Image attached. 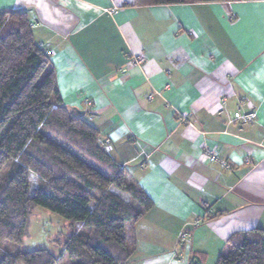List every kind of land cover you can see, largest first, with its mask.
<instances>
[{"label":"crops","instance_id":"obj_1","mask_svg":"<svg viewBox=\"0 0 264 264\" xmlns=\"http://www.w3.org/2000/svg\"><path fill=\"white\" fill-rule=\"evenodd\" d=\"M134 2L0 0V13H26L63 105L84 111L152 201L126 264H216L234 234L264 237V0ZM128 54L143 57L141 69ZM153 90L162 98L147 101ZM240 101L256 113L242 129L232 121ZM203 147L231 169L207 162ZM183 229L190 238L177 247Z\"/></svg>","mask_w":264,"mask_h":264},{"label":"trees","instance_id":"obj_2","mask_svg":"<svg viewBox=\"0 0 264 264\" xmlns=\"http://www.w3.org/2000/svg\"><path fill=\"white\" fill-rule=\"evenodd\" d=\"M244 1L251 0L134 4ZM152 207L108 155L97 130L63 105L49 54L34 41L26 13H0V264H126L134 247L131 228ZM35 208L76 226L59 258L47 250L3 249L5 243H22ZM216 264H264L262 231L231 236Z\"/></svg>","mask_w":264,"mask_h":264},{"label":"rangeland","instance_id":"obj_3","mask_svg":"<svg viewBox=\"0 0 264 264\" xmlns=\"http://www.w3.org/2000/svg\"><path fill=\"white\" fill-rule=\"evenodd\" d=\"M30 180L31 188L35 189L36 178L31 176ZM75 231H77L76 226H72L69 221L41 208H35L28 219L27 232L22 243L20 245L5 243L3 249L9 254L19 251L47 250L59 258L64 242Z\"/></svg>","mask_w":264,"mask_h":264},{"label":"built area","instance_id":"obj_4","mask_svg":"<svg viewBox=\"0 0 264 264\" xmlns=\"http://www.w3.org/2000/svg\"><path fill=\"white\" fill-rule=\"evenodd\" d=\"M127 61H128V66L133 67V68H138V69H141L144 63V59L142 56L131 55V54L127 55ZM168 88H169V85L164 86V89H168ZM154 96H159L162 98V92L153 90L150 94L147 95L146 97L147 101H151ZM224 101L225 100L222 99L221 104H223ZM242 102L243 101H240L235 105V110H234L233 119H232V121L234 123H237L241 129L245 126L251 125L256 119L255 111L254 110H243ZM172 110H174V108H172ZM180 122L187 123L188 125H190L186 121L185 118H181ZM202 155L207 162L218 164L221 167V169L224 171H228L231 169V165L225 161L220 160L218 156L216 155V153L210 148L203 147ZM200 222L201 220H196L193 225H197ZM189 238H190V231L188 229H183L178 236L176 246L177 247L185 246L188 243Z\"/></svg>","mask_w":264,"mask_h":264},{"label":"water","instance_id":"obj_5","mask_svg":"<svg viewBox=\"0 0 264 264\" xmlns=\"http://www.w3.org/2000/svg\"><path fill=\"white\" fill-rule=\"evenodd\" d=\"M74 111H76V113L79 114L80 116H84L85 114L84 111H79V110H74Z\"/></svg>","mask_w":264,"mask_h":264}]
</instances>
